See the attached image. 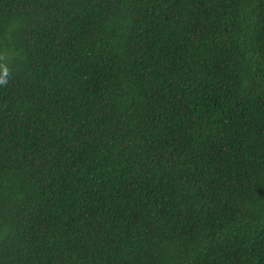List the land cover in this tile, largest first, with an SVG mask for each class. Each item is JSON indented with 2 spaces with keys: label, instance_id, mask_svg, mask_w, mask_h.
Here are the masks:
<instances>
[{
  "label": "trees",
  "instance_id": "trees-1",
  "mask_svg": "<svg viewBox=\"0 0 264 264\" xmlns=\"http://www.w3.org/2000/svg\"><path fill=\"white\" fill-rule=\"evenodd\" d=\"M0 264H264V0H0Z\"/></svg>",
  "mask_w": 264,
  "mask_h": 264
}]
</instances>
